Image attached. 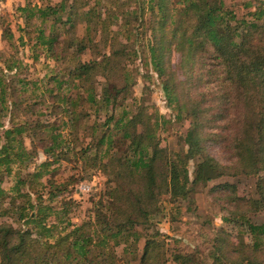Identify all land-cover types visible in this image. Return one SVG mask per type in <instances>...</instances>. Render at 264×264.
I'll return each instance as SVG.
<instances>
[{"label": "rangeland", "instance_id": "rangeland-1", "mask_svg": "<svg viewBox=\"0 0 264 264\" xmlns=\"http://www.w3.org/2000/svg\"><path fill=\"white\" fill-rule=\"evenodd\" d=\"M58 1L0 0V72L5 74L8 86L6 108L0 104V109L3 108L0 112V131L15 125L24 126V132L17 138L21 139L23 147L29 152L20 169L15 164L9 173L0 169V227L32 229V225H26L24 220L19 219L17 212L23 205L30 209V204L36 205V210L42 209L39 217L43 216L46 226L61 220L59 225L68 223L66 231H69L75 225L95 222L98 208L110 202L109 187L114 185H120L123 200L129 205L131 195L141 187V179H130L125 170L116 176V172L110 173L103 167L110 155L119 158L127 151L128 140L123 139L122 131L114 127V119L105 123L109 115H121L124 110L131 113L141 110L150 114L152 120L160 121L156 136L159 145L167 149L169 156L182 147L187 149L183 138L190 121L194 120L203 131V135L199 133L200 145L207 150L206 153L222 165L230 163V150H226L219 136L228 121L224 95L229 93L230 99L233 96L235 108L232 106L229 110L228 119L231 129L235 131H239L246 122V102L243 98L235 101L239 86L225 79L227 75L223 65L212 47L204 45L188 59L176 49L173 33L181 30L171 24V19L178 22L183 18L182 0H162L160 11L156 6L157 0H76L80 10L93 9L94 16L89 28H86L87 22L80 16H72L69 22H65L64 16L56 22L51 19L42 22L35 16L28 19L27 13L18 10L21 6L53 5ZM222 2L224 8L235 16L231 22L234 25L241 20L251 21L250 13L258 6L264 8V0ZM168 12L171 17L167 19L164 14ZM120 13H124L126 25H123L124 19ZM151 26L157 28L155 32ZM40 29L45 31V35L54 32L53 36L59 38L62 44L59 46L54 40L51 53L41 45L37 46L36 37ZM239 32L245 40L257 39L261 34L260 29L250 33L243 26ZM153 35L160 45L164 44L165 39L167 41V46L163 47L166 51L164 73L156 71L148 59L147 45L154 40ZM241 37H235V40L239 41ZM68 39L74 41L72 46L68 44ZM80 39L86 40L83 50H78L85 45ZM122 43L127 44L124 53L120 51ZM116 49H119L117 55L112 54ZM105 54L112 55L109 65L106 68L95 66L89 73L86 85L92 88L96 97L102 96L105 87L113 94L116 88L126 86L117 96L116 106H119L107 108L101 103L96 108L82 99L76 106L79 121L73 125L69 115L64 112L62 98L64 95L75 97L82 92V87L67 88L64 84V88L54 89L51 95L46 91L53 83L47 81L48 76L69 77L78 83L79 79L72 78L77 62L103 61ZM11 64L15 65L13 70L7 71V65ZM125 71L127 75L124 78L122 74ZM168 78L174 83L169 98L163 90V82ZM26 81L29 84L22 85ZM10 85L17 87L15 94ZM15 99L14 105L12 102ZM193 106H198L200 112L191 118L186 107L190 109ZM104 131L112 134L111 150L97 153L92 148L83 158V150L87 149L88 144L94 145ZM51 134L56 136L55 143L62 141L63 144L61 147L54 145V151L46 153L44 148L52 144ZM106 145L100 148L105 149ZM201 159V154L197 153L189 160L187 169L190 181ZM249 169L248 173L238 168L230 169L225 173L231 174L210 176L193 184L190 182V190L185 198L172 200L169 192L163 191L158 198V208L149 222L135 226L142 235L139 242L135 244L133 236L111 239L107 244L108 255L117 264H137L145 238L152 237L157 231V254L144 264H178L175 255L187 253H192L200 264H209L214 252L221 257V263L216 264H229V252L233 245L247 256L238 264H246L245 261L264 264V237L253 238L245 227L242 230L241 226L225 220L229 216L230 200L238 201L237 197H244L246 200L251 198L253 202V199L261 198L259 186L263 185L264 172L259 170L253 173L255 169ZM19 177L27 178L25 183L18 184ZM225 184H234V188L225 187ZM250 204L243 203L240 209L252 224L264 225V198L258 204ZM96 227L93 223L92 228ZM8 236L11 240V235ZM31 236L36 237L34 229ZM54 236L46 240L53 242ZM1 237L0 233V264H7ZM123 243H131L135 249L137 247V259L133 257L135 251L123 253ZM12 254L19 259L18 251L14 250Z\"/></svg>", "mask_w": 264, "mask_h": 264}, {"label": "trees", "instance_id": "trees-1", "mask_svg": "<svg viewBox=\"0 0 264 264\" xmlns=\"http://www.w3.org/2000/svg\"><path fill=\"white\" fill-rule=\"evenodd\" d=\"M162 2V0H157L156 2L158 11H160L159 8L162 9L163 7ZM182 5L183 18L179 19L178 22L171 19V24L181 30L179 33H173L176 39V49L188 59L200 47L204 45L212 47L228 77H225V79H229L239 86L234 98L235 101L237 102L238 99L243 98L246 102V122H244L243 127L239 131H235L231 129L228 119L229 110L232 109V106L235 108L233 96L230 99L229 93L224 95L226 113L228 112L226 120L228 121H226V126L222 133H219V136L226 150H230V163L222 165L217 159L206 153L207 150L200 145L199 133L203 135V131H201V126L194 120L190 121V126L183 138L187 149L182 147L173 156H169L167 149L159 145L156 136L160 125L159 120H152L150 114L141 110H135L132 113L124 110L121 115L118 114L117 116L111 114L106 118L105 123L113 118L114 127L118 131H122V138L128 140V145L127 151L122 157L118 158L110 155L108 162L103 167H105V171L108 170L110 173L116 172V176L125 170L128 172L130 179H141V187L133 196L131 195L130 204L128 205L124 202L123 194L120 192L122 190L119 188L120 185L109 187L108 198L110 202L98 208L95 222H84L80 225H75L69 231H66L68 223L65 222L62 223L63 225H59L62 222L61 220L46 226L43 223V216L39 217L43 212L42 209L36 210V205L33 204H30V209H26V206L23 205L17 210L19 219L24 220L26 225H32L36 237L31 236L32 229L30 228L15 230L12 226H1V242L4 247L3 254L7 264H117L108 255L107 244L111 239L120 238L121 240L129 236H133L134 242L137 244L142 235L135 226L149 222V218L155 214L154 211L158 208V198L163 191L169 192L170 198L175 200L187 196L190 190L188 185L190 182L193 184L208 179L210 176L212 178L217 177L230 169L238 168L244 173H248L250 172L249 168H252L255 169L253 173H257L259 170L264 172V8L258 6L251 12V21L241 20L234 25L231 22L235 19V16L224 8L222 0H182ZM18 10L22 13H27L28 19L35 16L40 18L42 22L48 19L56 22L63 16L65 17V22H69L72 16H80L81 19L86 20V28H89V23L92 22V16H94L92 8L80 10L76 0H60L53 5L47 4L45 6L33 5L30 7L26 5L19 7ZM120 14L124 19V13ZM164 16L167 19L171 17L169 12L167 15L164 14ZM192 17L195 19L194 23ZM123 21V25H126L125 19ZM242 26L250 33L260 29L261 34L257 38L259 40L255 38L242 39L241 32H239ZM156 29L155 26H151L152 31L154 30L155 32ZM8 31L10 36H12L10 29ZM44 32L43 29H40V33L36 37V45H41L48 53H51L55 46L53 41H57L59 46L62 41L53 36L55 35L54 32L49 35H45ZM153 36L154 40L149 41L147 45L148 59H150V63L156 71L164 73L163 60L166 56V51L163 47L167 46L165 45L167 41L165 39L163 41L164 44L160 45L155 41L156 36ZM242 36H246V34ZM235 37H241V39L238 41L235 40ZM80 41L84 42L85 45L79 47L78 50H83L86 47V40L80 39ZM73 43L74 41L68 39V44L72 46ZM122 46L123 48L120 51L124 53L127 44L122 43ZM118 50H113L111 53L117 55ZM111 57V54H105L103 55V61L77 62L73 69L74 75L72 78L79 79L78 83H74L73 79L69 77L67 79L62 77V79L57 75L54 77L48 76L47 81L53 83L46 91L51 95L54 89L61 90L64 88V84L67 88L71 86L82 87L80 88L82 92L75 97L64 95L62 98L64 112L69 115L71 124L76 125L79 121V113L76 111V106L82 99L90 106L96 108L101 103L107 108L117 105V96L126 86L116 88L113 94L105 87L102 96L96 97L92 88L86 85L92 69L101 65L106 68ZM14 66V64L7 65L6 70L12 71ZM126 72L122 74L124 78L127 75ZM12 80L14 81L13 78ZM19 81L22 80L19 79ZM26 84H29V82L22 83V85ZM173 86L174 83L171 78L163 82V90L168 98L169 96L171 97ZM10 87L14 90L12 93L15 94L18 91L15 85H10ZM7 90L5 74L0 72V104L4 109L6 108L5 94ZM83 92H86L85 96ZM16 100L12 104L15 105ZM196 103L199 104V102ZM3 108L0 109V112ZM187 108L189 107H186V111L188 110L191 118L192 116L196 117V114L200 112L198 106ZM1 128L2 124L0 121ZM24 130V126L15 125L5 129L3 132L0 131V169L3 168L8 173L11 172L13 164L18 167L17 169H20L24 160L29 156V152L23 147L21 139L17 138L22 135ZM204 134L205 136L207 135L206 133ZM50 138L52 139V144L44 148L46 153L53 152L55 146L61 147L63 144L62 141L55 143L56 136H53V134L50 135ZM2 139L3 142L1 143ZM111 143L112 134H107L105 131L102 132L94 145L88 144L87 149L83 150L85 155L83 158L88 155V150L92 148L97 153H108L112 147ZM104 144L108 145H106L105 149H101L100 147ZM197 153L201 154L202 159L197 163L195 176L190 181L187 164ZM115 164H117L116 167ZM225 174H231V172ZM26 179L19 177L17 183H25ZM262 181L263 185L259 186L260 200L253 199L252 202L251 198L246 200L244 197H237L238 201L230 200L229 216L225 217L226 221L241 226L242 230L245 227L246 231L252 235L251 237L256 239L264 237V225L252 224L245 216V212L240 209V206L243 203L258 204L263 201L264 178ZM225 187L234 188V184H225ZM93 223L97 225L95 229L92 228ZM89 228H92V230L89 231ZM8 234L11 235V240ZM51 236H54L53 242L46 240V238ZM151 236L150 238H145L137 264H144L146 261L151 260L153 255L157 254L155 246L159 243L156 238V236H159V232L156 231ZM123 241L126 242L125 239ZM123 244V253L126 254L129 250L135 251L133 257L134 260L137 259V247L135 249L131 243ZM14 250L18 251L19 259L13 257L12 252ZM229 253V264H238L247 258L244 255V251H241L236 245L231 247ZM220 255L222 256L223 252ZM220 258L218 253L214 252L212 261L209 264L221 263ZM175 260L178 264H200L192 253L175 255ZM245 262L246 264H260L252 261Z\"/></svg>", "mask_w": 264, "mask_h": 264}]
</instances>
